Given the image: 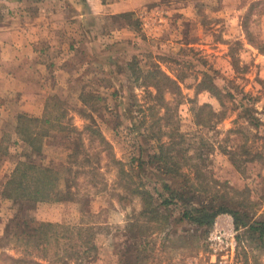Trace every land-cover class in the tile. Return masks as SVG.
Masks as SVG:
<instances>
[{"label":"rangeland","instance_id":"374dc122","mask_svg":"<svg viewBox=\"0 0 264 264\" xmlns=\"http://www.w3.org/2000/svg\"><path fill=\"white\" fill-rule=\"evenodd\" d=\"M134 15L139 25L133 39L97 43L93 52L84 45L88 53L71 67L83 73L68 76L67 88L41 93L44 116L48 101H58L57 113L67 110L65 124L27 121L47 133L40 136L41 150L23 140L17 127L22 115H43L28 112L19 95L0 94V264H18L14 259L29 251L37 260L20 264H264V240L248 231L252 221L264 219V0H145ZM154 67L178 83L166 87L158 109H152L157 90L143 78ZM164 106L167 117L158 121ZM155 133L179 142L171 156L177 153L174 167L185 180L159 179L150 166L144 172L131 162L141 150L146 159L147 150L155 149ZM22 162L52 166L64 198L16 203L6 195ZM156 181H170L199 205L225 201L247 223L237 226L226 211L211 226H200L182 221L174 206L162 208L168 221L160 226L139 217L136 187L152 190ZM135 224L148 229L144 241L130 235L129 228L138 231ZM220 228L235 232L233 250L211 246L210 235Z\"/></svg>","mask_w":264,"mask_h":264},{"label":"crops","instance_id":"0c3cea01","mask_svg":"<svg viewBox=\"0 0 264 264\" xmlns=\"http://www.w3.org/2000/svg\"><path fill=\"white\" fill-rule=\"evenodd\" d=\"M0 2V94L19 95L29 108L26 110L38 116L45 107L41 93L62 85L67 88L68 76L83 73L71 67L75 59L81 61L88 53L84 45L92 51L97 43L112 45L135 37L126 22L114 25L107 20L140 12L145 4V0ZM97 29H102L101 33Z\"/></svg>","mask_w":264,"mask_h":264},{"label":"trees","instance_id":"16d2710c","mask_svg":"<svg viewBox=\"0 0 264 264\" xmlns=\"http://www.w3.org/2000/svg\"><path fill=\"white\" fill-rule=\"evenodd\" d=\"M134 17L135 15L133 12H128L117 17V19H123V21L126 22L132 29H135L138 28L139 21ZM245 29L247 30V27H245ZM143 78L145 79V84H147L148 86H153L157 90V104L153 106L152 109H158L160 107L161 103L159 102V104L158 100H162L166 87H168L169 90H172L171 87H176L175 85L178 84L172 77H170L159 67L149 69L146 74H144ZM163 83H166V85H163ZM209 90L213 93V95H217L218 97L222 96V94L219 93L220 89H218L217 87H209ZM227 94L230 95V93ZM81 98L86 105L89 104V101L86 100V97H84L83 94L81 95ZM57 102L58 101L51 103L50 101H48L46 105V114L45 116L43 115L42 117H40V119L26 115H22L20 117V126L18 125L17 130L18 132H20L23 140L30 143L31 146L34 147V150H41V148L38 147L40 136L42 137V135L47 133L40 134L38 133V131H34L31 125L27 126V121H29L30 123L41 122L46 124L47 127L50 124L54 123L65 124V122H63V119H65L67 115V110H63L59 113L55 112L59 110ZM162 102H164V100ZM162 108H164V113H160V115L162 116L157 114L156 118H158V121L162 119L164 120L167 117V113L169 111L168 108L166 111L165 106ZM85 116L87 115L85 114ZM202 116L203 114H201L200 111L196 112V120L199 124L203 123ZM26 117L29 118V120L24 119ZM146 120L147 119H144L143 121L146 122ZM70 126L73 125L70 124ZM85 128H90V134L95 135L96 133H98L99 137H101L103 141L105 140L106 137H104V135L97 127H93V125L87 124ZM42 132H46V130ZM153 136L155 137H152V139L157 138L156 141L155 139H153L154 142H156V145H154L155 149L147 150L148 154L146 159L142 157L141 150L138 158H132L131 162H138L140 169L144 172H146V170H149L148 167L150 166V173L155 174L157 177L159 176V179L164 176L172 179L178 178L182 181L185 180V178L182 177L183 174L179 171L178 167H174V164L177 163L173 160L175 159V157L177 158V153H175V157L171 156L172 150L174 149L175 145L177 146L179 144V142L173 141V135H166L169 138L167 141H163L164 137H162V135L158 133H155V135ZM91 138L93 139L94 137L91 136ZM16 176H20V179L17 180ZM58 177V172H56V170L53 169L52 166L40 165L38 163L32 162H22L16 169L13 178L7 183L5 194L11 195L16 203H21L22 201H28L30 203H37L41 200L50 201L49 197L53 195H55L54 198H58L60 200L64 197L61 196L62 198H59L60 190H58ZM185 177L187 180L186 174ZM136 188L142 205L141 211L139 212V217L141 216L149 221H155L157 224H159V226L160 224H166L168 221L167 215H164L162 219V215L164 214L162 208H168L170 206H174L178 210L179 216L181 217L180 219L182 221L187 220L190 222H194L200 226H211L215 218L220 213L226 211L232 212L235 215V222L237 226L241 224L246 225L247 223V216L242 215V213H240L236 208L230 206L225 201L219 202V205L217 204V206L205 203L201 205L196 204L193 202V200L191 201L185 199L183 194L171 185L170 181H165L163 183L156 181L155 183H153L152 190H150L148 187L145 188L143 184L141 187L138 186ZM209 188L214 187L210 186ZM153 192H158V195L154 196ZM214 198L217 199V196H214ZM157 200H160V202L155 205V202ZM14 220L21 221L22 219L15 218ZM46 226L51 228L56 227V225L52 223H47ZM135 226L138 228V231L133 232V229L129 228L130 235L133 238H139L144 241V239L147 238L148 229H146V227L141 224H135L134 227ZM42 228L43 225L41 227H36L37 230H41ZM248 231L254 235H257L259 239L264 240V219L252 221V223H250L249 225ZM28 239L33 241V238L31 236L28 237ZM92 245L94 249L98 247V243L96 242L92 243ZM38 257L39 256L32 255V253L29 251V253H25L24 255V258H28L27 260L22 258L14 259V261L18 264L24 261L33 263L35 262L34 260H37ZM138 257L140 258V256ZM43 259H46V257H44Z\"/></svg>","mask_w":264,"mask_h":264},{"label":"built area","instance_id":"2783aa9c","mask_svg":"<svg viewBox=\"0 0 264 264\" xmlns=\"http://www.w3.org/2000/svg\"><path fill=\"white\" fill-rule=\"evenodd\" d=\"M210 240L212 241L211 246L217 244L221 246L218 248L221 251H228L229 249L233 250L236 244L235 232L229 228H220L219 230L214 231L210 235ZM215 250H217V248Z\"/></svg>","mask_w":264,"mask_h":264}]
</instances>
